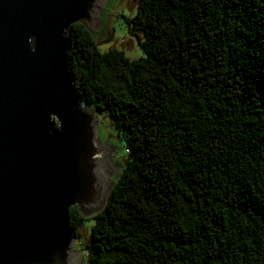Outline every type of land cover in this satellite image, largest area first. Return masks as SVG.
Masks as SVG:
<instances>
[{
    "label": "trees",
    "instance_id": "16d2710c",
    "mask_svg": "<svg viewBox=\"0 0 264 264\" xmlns=\"http://www.w3.org/2000/svg\"><path fill=\"white\" fill-rule=\"evenodd\" d=\"M128 29L145 57L70 29L73 95L126 154L99 213L69 209L88 264H264V0H138Z\"/></svg>",
    "mask_w": 264,
    "mask_h": 264
},
{
    "label": "water",
    "instance_id": "95a60500",
    "mask_svg": "<svg viewBox=\"0 0 264 264\" xmlns=\"http://www.w3.org/2000/svg\"><path fill=\"white\" fill-rule=\"evenodd\" d=\"M110 1L0 0V264H84L69 209L99 213L119 164L66 63L72 25L98 36Z\"/></svg>",
    "mask_w": 264,
    "mask_h": 264
},
{
    "label": "rangeland",
    "instance_id": "374dc122",
    "mask_svg": "<svg viewBox=\"0 0 264 264\" xmlns=\"http://www.w3.org/2000/svg\"><path fill=\"white\" fill-rule=\"evenodd\" d=\"M137 2L138 0H111L104 9V31L98 36L93 35L97 48L101 53L116 50L122 52L131 61L145 57L136 38L129 33L128 29V21L131 20L136 13ZM83 108H86V106L83 105ZM95 120L98 139L106 147L115 151V161L119 164L118 171L113 179V183L115 184L125 165L126 154L124 142L114 129L107 114L100 112L96 115ZM92 217L93 216L85 218L90 219ZM92 225L93 221L87 220L82 227H79L73 232L75 249L79 253V257H82L84 264H88L86 245L88 244L89 232Z\"/></svg>",
    "mask_w": 264,
    "mask_h": 264
},
{
    "label": "bare ground",
    "instance_id": "6f19581e",
    "mask_svg": "<svg viewBox=\"0 0 264 264\" xmlns=\"http://www.w3.org/2000/svg\"><path fill=\"white\" fill-rule=\"evenodd\" d=\"M75 248V247H74Z\"/></svg>",
    "mask_w": 264,
    "mask_h": 264
}]
</instances>
